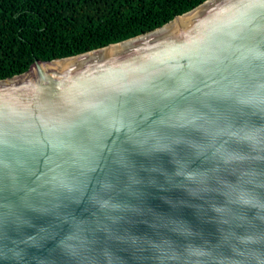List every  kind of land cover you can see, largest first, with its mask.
Wrapping results in <instances>:
<instances>
[{
  "label": "water",
  "instance_id": "95a60500",
  "mask_svg": "<svg viewBox=\"0 0 264 264\" xmlns=\"http://www.w3.org/2000/svg\"><path fill=\"white\" fill-rule=\"evenodd\" d=\"M0 264H264V0L0 80Z\"/></svg>",
  "mask_w": 264,
  "mask_h": 264
},
{
  "label": "trees",
  "instance_id": "16d2710c",
  "mask_svg": "<svg viewBox=\"0 0 264 264\" xmlns=\"http://www.w3.org/2000/svg\"><path fill=\"white\" fill-rule=\"evenodd\" d=\"M206 0H0V80L148 33Z\"/></svg>",
  "mask_w": 264,
  "mask_h": 264
}]
</instances>
